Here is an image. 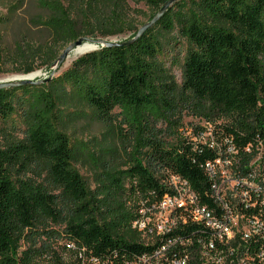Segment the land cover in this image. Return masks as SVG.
<instances>
[{"label":"trees","instance_id":"16d2710c","mask_svg":"<svg viewBox=\"0 0 264 264\" xmlns=\"http://www.w3.org/2000/svg\"><path fill=\"white\" fill-rule=\"evenodd\" d=\"M167 1L38 0L51 41L16 44L19 72L52 66L86 37L131 41L130 3L156 15ZM2 43L0 34V57ZM186 116L205 125L186 128ZM79 120L101 126L102 138L71 139ZM221 166L233 192L220 189ZM262 186L264 0H177L130 44L85 53L43 84L0 90V264H126L174 240L173 256L203 264L211 233L194 210L252 217L264 212ZM179 191L193 200L173 212L171 231L135 227L141 210L157 212Z\"/></svg>","mask_w":264,"mask_h":264},{"label":"rangeland","instance_id":"374dc122","mask_svg":"<svg viewBox=\"0 0 264 264\" xmlns=\"http://www.w3.org/2000/svg\"><path fill=\"white\" fill-rule=\"evenodd\" d=\"M37 2L38 0H0V34L3 41V55L0 57V83L12 81L11 79L14 76H25V78H30L28 76L31 75H33V77L30 79L40 81L47 79L53 71L52 66H50L42 67L30 74H23L19 72L24 68V64L20 63L18 60L15 48L16 44L26 42L30 43L32 46H37L51 41L50 33L38 24L40 20L46 19L48 14L39 9ZM130 6V16L134 19L137 29L139 30L144 24L150 21L149 18L154 14V11H151L145 3H141L137 6L130 3ZM86 38L94 41L103 40L107 42L123 43L130 38V34L107 38L96 35L94 38ZM84 44L91 43L84 42L83 45ZM98 49L99 48L96 47L94 51ZM63 51L60 53L59 57ZM72 54L73 52L67 58L62 67L57 71L54 78L61 76L68 69H70L72 64L85 53L75 56L74 58ZM40 63L41 60L39 58H37L36 63L35 61L33 62V64H36L37 67ZM174 71L176 76L180 78V71L177 68ZM183 122L186 128H189L194 124L201 126L205 125L203 121L197 119L194 120L189 116H186ZM66 133L73 140H79L92 145L96 139L99 140L102 138L104 130L101 126L94 124L91 121L79 120L78 122H75V124L70 125V127L66 130ZM207 137L208 135L206 134L204 138ZM76 168L84 180L93 188V173L90 165L88 163H81L77 165ZM220 170H222L221 173L223 179L226 181L223 190L227 191L229 189H233V183L229 181L230 179H228L229 175L227 170L224 169V167H221ZM30 176L32 175H29V177ZM143 214L146 218V222L151 223V225H155L160 218V215L153 213L152 210L144 211Z\"/></svg>","mask_w":264,"mask_h":264},{"label":"built area","instance_id":"2783aa9c","mask_svg":"<svg viewBox=\"0 0 264 264\" xmlns=\"http://www.w3.org/2000/svg\"><path fill=\"white\" fill-rule=\"evenodd\" d=\"M222 181L220 189L224 194L234 191L236 181L229 180L233 183V189L227 191L223 190L226 181ZM251 187L255 188L253 185ZM187 199L192 201L193 196L181 191L178 196L165 197L157 212L149 209L160 215L156 224L147 223L143 216L147 210H141V220L135 223V227L141 232L155 231L158 235L168 233L176 225L173 212L178 206L186 205ZM260 206L264 210V197ZM192 221L204 225L211 233L209 240L201 247L200 260L203 264H264V212L250 217L227 210L220 217L207 208L198 207L193 212ZM176 244L177 240L169 241L155 252L154 259L143 257L126 264H191V255L173 256L172 249ZM169 252L170 257L164 260ZM94 264L98 262L95 261Z\"/></svg>","mask_w":264,"mask_h":264},{"label":"water","instance_id":"95a60500","mask_svg":"<svg viewBox=\"0 0 264 264\" xmlns=\"http://www.w3.org/2000/svg\"><path fill=\"white\" fill-rule=\"evenodd\" d=\"M177 0H168L164 6L162 7L161 10H159V12H157V14L146 24H144L137 32L136 37L133 39H137L139 37H141L144 33H146L149 29H151L159 20L160 18L168 11L169 8H171V6L176 2ZM131 40V41H133ZM131 41H125L123 43H115V42H107V41H103V40H91V39H87V38H83L80 39L74 43H72L71 45H69L61 54V56L56 60V62H54V64L52 65V73L50 74V76L47 79L44 80H40V81H34L30 78H21V79H16V80H12L9 82H5V83H0V90L1 89H9V88H15L18 86H22V85H33V84H43L49 80H51L55 74L57 73V71L62 67V65L66 62L67 58L70 56V54L72 52H74L78 47L82 46L84 42L87 43H91L96 45L97 48L100 47H107V46H115V45H119V46H126L128 44L131 43ZM94 51V50H93ZM89 53V52H87Z\"/></svg>","mask_w":264,"mask_h":264},{"label":"bare ground","instance_id":"6f19581e","mask_svg":"<svg viewBox=\"0 0 264 264\" xmlns=\"http://www.w3.org/2000/svg\"><path fill=\"white\" fill-rule=\"evenodd\" d=\"M95 48H96V47H95L94 44H84V45L78 47V48L73 52L72 56H73V58H74L75 56H78V55H80V54H83V53H86V52H91V51H93ZM71 58H72V57H71ZM24 77H25V76H14V77H12L11 80L21 79V78H24ZM28 77L31 78V77H33V75L28 76Z\"/></svg>","mask_w":264,"mask_h":264}]
</instances>
